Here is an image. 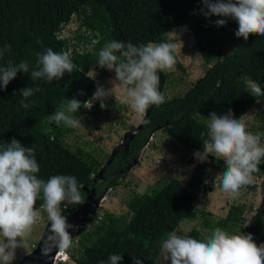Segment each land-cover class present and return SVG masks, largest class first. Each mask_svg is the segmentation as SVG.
<instances>
[{
	"label": "trees",
	"instance_id": "1",
	"mask_svg": "<svg viewBox=\"0 0 264 264\" xmlns=\"http://www.w3.org/2000/svg\"><path fill=\"white\" fill-rule=\"evenodd\" d=\"M202 7L201 0H0V48L11 45V51L5 53L0 64L6 65L9 60L14 64L29 63L28 73H18L7 90L0 91V143L16 138L22 145L33 147L40 168L38 177L45 181L53 175L77 178L84 201L78 205L62 204L65 217L79 213L90 196L99 201L108 188L122 185L121 171H127L138 159L155 131L163 130L186 149L201 151L209 137L207 124L200 118L209 117L213 111L218 115L227 114L229 109L238 118L254 104L264 101V95H250L246 86L248 80H253L264 90V37L251 35L247 41L237 38L238 25L234 21L229 19L226 27L218 28L215 21L223 17L213 16L209 20L194 14ZM75 16L80 28L92 34L90 38H83L79 31L75 38H83V44L90 43L92 38L98 39L92 51L82 46L78 52L70 39L60 36ZM182 26L194 37L208 70L185 95L151 106L144 117L143 129L127 146L114 150L100 177L103 164L82 149H72L64 139V126H56L47 117L71 98L81 103L91 99L97 83H101L100 79H90L89 71L107 42H131L136 46L159 43L162 33ZM72 46L71 59L78 70L51 83L31 80L36 53L47 48L69 52ZM236 48L234 54L226 58ZM176 64L183 69L177 57ZM159 75L160 91L164 94L169 76L162 72ZM29 86L39 87L40 91L29 98L30 106L25 109L20 103L23 98L19 90ZM81 91L84 95H79ZM84 112L82 106L73 115L80 116ZM260 118L264 119V111ZM224 168L222 160L209 157L208 162L196 163L188 180L174 179L153 194L135 195L128 202L133 212L129 222L112 213L101 210V216L97 212L92 216V229L84 228L80 234L77 229L73 230L74 235L79 234V247L75 253L69 251L72 261L107 264L109 255L119 254L123 256L122 264H133L132 256L140 257L143 264H160L159 242L176 231L184 220L195 216L209 173ZM42 204L43 201L38 200L36 208L41 210ZM244 212L243 206L233 205L222 221L206 222L205 228L209 233L216 227L229 233L237 230L252 234L258 245L264 243V214L258 212L247 224ZM47 233L50 235V225ZM191 235L199 239L200 233L193 231Z\"/></svg>",
	"mask_w": 264,
	"mask_h": 264
},
{
	"label": "clouds",
	"instance_id": "2",
	"mask_svg": "<svg viewBox=\"0 0 264 264\" xmlns=\"http://www.w3.org/2000/svg\"><path fill=\"white\" fill-rule=\"evenodd\" d=\"M201 2L203 7L194 14L209 20L213 16L223 17L215 21L216 27H226L231 19L238 25L235 31L237 38L247 41L251 35L264 37V0ZM177 36L175 30L165 32L162 33V42H148L139 46L116 40L107 42L99 51L97 64L89 74L90 79L95 80L97 67L113 72L112 86L106 89L97 83L91 99L83 103L76 98L69 99L47 117L48 121L56 126L78 128L81 121L74 113L79 112L82 106L91 109L95 101H100L101 109H105V101L110 97H115V101L128 106L143 119L151 106L165 103V95L159 87V74L174 70L176 53L182 42L175 39ZM236 50L229 52L226 58ZM10 51L11 45L0 48V60ZM76 70L77 65L68 51L57 52L47 48L36 53V64L30 77L33 82L45 80L51 83L62 80L65 74L71 75ZM21 72H29L27 61L14 64L9 60L6 65L0 64V91H6L9 83ZM246 86L250 95H264L260 83L248 80ZM118 89L122 92L120 96L115 95ZM38 91L39 87L32 86L20 89L19 95L23 98L21 106L29 108L27 101ZM79 95H84L83 91ZM245 117L237 119L231 109L223 115L211 112L207 117L209 138L203 142L202 150L194 153V158L200 163L208 162L209 157L223 161L225 168L216 175V179L221 191L233 199L238 197L241 187L252 182L253 173L258 171V165L264 159V145L261 144L264 133L249 131ZM39 171L33 147L22 145L16 138L0 143V264H14L17 251L29 246L34 225L41 218V210L36 208L38 200L43 201L41 207L50 221V235L47 233V240L43 244L56 240L59 253L55 264L68 261L65 251L72 245L69 229L73 226L62 215L61 205L65 202L82 204L84 197L75 176L53 175L45 181L38 177ZM100 200L98 208L103 205ZM159 248L168 264H264V243L258 245L252 234H230L220 227H216L204 239L181 236L173 231L159 242ZM44 254L47 255V252ZM132 260L133 264H143L140 257L132 256ZM122 261V255L111 254L107 264H122ZM100 264L105 262L101 261Z\"/></svg>",
	"mask_w": 264,
	"mask_h": 264
},
{
	"label": "rangeland",
	"instance_id": "3",
	"mask_svg": "<svg viewBox=\"0 0 264 264\" xmlns=\"http://www.w3.org/2000/svg\"><path fill=\"white\" fill-rule=\"evenodd\" d=\"M174 30L178 33L175 39L182 41L179 43L176 57L182 64L183 69H180L175 64L174 70L162 72L169 76L164 92L166 99L185 95L209 68L200 56L196 41L189 29L186 26H182ZM79 31L82 33L80 34ZM78 32L83 38L88 36L90 38L92 35L90 32L80 28V21L75 16L72 22L64 27L60 36L70 39V43L76 45L78 52H81L84 46L92 51L98 39L92 38L90 43L83 44V38L80 40L75 38ZM73 49L74 47L72 46L69 51L70 57ZM96 64L97 62L93 66ZM95 70L97 73L95 80L100 79L101 86L106 89L110 88L112 86L110 81L114 79L115 74L99 67ZM115 95H122L121 90L118 89ZM105 103L107 104L105 109H101L100 101H95L91 109L85 108L84 114L80 116L74 115L81 121L80 126L78 128L64 126L63 132L66 143L72 149H82L85 153L97 158L103 164L102 169H104V172L110 155L114 153L116 148L127 142L130 133L134 131L132 127H139L144 120V118L138 117L128 106L115 101V97L108 98ZM97 104H99L98 107H96ZM263 111L264 101H261L251 106L242 115H246L245 120L249 131L264 133V119L261 120L260 118ZM200 119L206 124L208 123V118L202 117ZM261 144L264 145V135L261 136ZM195 152L197 151L186 149L163 130L155 131L151 134L148 144L141 151L135 165L127 171H121L122 185L116 189L110 190L108 188L105 193L107 196L105 203L99 206L96 211L101 216L103 212L100 211L102 210L129 222L133 212L128 207V202L137 194H153L174 179H179L180 181L188 180L198 162L194 158ZM220 172L211 171L209 173L204 187V194L196 206L195 216L184 220L180 224L175 231L178 235L192 237L193 231H198L200 233L199 239H204L210 234L209 230L205 228V223L217 224L222 221L233 205L243 206L246 223L248 224L251 221L264 197V159L258 165V171L253 173L252 182L241 187L239 195L235 199L221 191L220 183L216 179V175ZM49 225L50 221L47 218V214L41 209V218L34 225L33 232L29 238V246L27 249L17 251V259L14 264H19L23 258L34 250V247L40 243L47 230H49ZM82 226L86 230L92 229L91 224H81ZM76 228L78 226H73L70 230L73 238L72 250L70 247L65 251L68 254V264H76L69 255V251L75 253V250L79 247V234H73V230ZM230 234H239V231H231ZM158 261L160 264H168L164 260L162 253Z\"/></svg>",
	"mask_w": 264,
	"mask_h": 264
},
{
	"label": "water",
	"instance_id": "4",
	"mask_svg": "<svg viewBox=\"0 0 264 264\" xmlns=\"http://www.w3.org/2000/svg\"><path fill=\"white\" fill-rule=\"evenodd\" d=\"M143 124L137 127L133 132L130 133L129 138L126 143L123 145L127 146L128 142L133 139V137L138 134L143 129ZM122 145V146H123ZM138 159L134 160L131 165L127 167V169H130ZM104 172V169L100 172V177H102ZM98 201L94 200L91 196L88 198V201L82 206L79 213L71 214L67 217V220L70 225L72 226H78L76 228L78 230V233H82L83 226L81 227V224H91L93 219L92 216H95L98 209ZM264 214V212H263ZM91 215V216H90ZM72 228L69 229V231ZM72 236V233H70ZM47 236V233L43 236L40 243L37 245V247L25 258H23L19 264H55L56 261V255L59 253L58 247H57V241L56 240H48L45 244H43L44 238ZM47 252V255L44 253Z\"/></svg>",
	"mask_w": 264,
	"mask_h": 264
},
{
	"label": "flooded vegetation",
	"instance_id": "5",
	"mask_svg": "<svg viewBox=\"0 0 264 264\" xmlns=\"http://www.w3.org/2000/svg\"><path fill=\"white\" fill-rule=\"evenodd\" d=\"M263 194H264V192H263ZM263 203H264V197H263V200H262V203H261L260 207L258 208V210H257V212L255 214H257L258 212H262V214H263V212H264V209H262L263 208Z\"/></svg>",
	"mask_w": 264,
	"mask_h": 264
},
{
	"label": "built area",
	"instance_id": "6",
	"mask_svg": "<svg viewBox=\"0 0 264 264\" xmlns=\"http://www.w3.org/2000/svg\"><path fill=\"white\" fill-rule=\"evenodd\" d=\"M106 196H104L101 200H100V204L102 205V204H104V202H105V200H106ZM101 218V217H100Z\"/></svg>",
	"mask_w": 264,
	"mask_h": 264
},
{
	"label": "bare ground",
	"instance_id": "7",
	"mask_svg": "<svg viewBox=\"0 0 264 264\" xmlns=\"http://www.w3.org/2000/svg\"><path fill=\"white\" fill-rule=\"evenodd\" d=\"M56 257H58V254L56 255ZM56 257H55V258H56ZM56 259H58V258H56Z\"/></svg>",
	"mask_w": 264,
	"mask_h": 264
}]
</instances>
